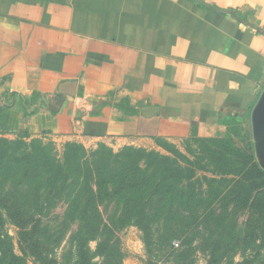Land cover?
<instances>
[{
	"label": "crops",
	"instance_id": "obj_1",
	"mask_svg": "<svg viewBox=\"0 0 264 264\" xmlns=\"http://www.w3.org/2000/svg\"><path fill=\"white\" fill-rule=\"evenodd\" d=\"M263 90L264 0H0L3 135L158 151Z\"/></svg>",
	"mask_w": 264,
	"mask_h": 264
},
{
	"label": "rangeland",
	"instance_id": "obj_2",
	"mask_svg": "<svg viewBox=\"0 0 264 264\" xmlns=\"http://www.w3.org/2000/svg\"><path fill=\"white\" fill-rule=\"evenodd\" d=\"M214 131L207 137L192 135L181 146L167 141L173 145L169 149L157 143L162 149L158 151L172 160V166L183 169V178L170 182L168 198L162 199L163 192L157 189L159 196L145 198L136 208L137 216L129 211L126 200L114 198L101 204L103 217L109 222L103 231L108 247L100 251L99 240L90 241L89 248L94 256L92 264H207L209 250L223 249L222 244L212 242L228 232L232 225L245 222V226H251L264 220V210L251 209L255 190L247 198L244 186L248 185V180L243 178L246 169L215 154L209 147L215 142L197 140L227 141L225 144L234 148L229 153L242 154L240 148L248 139L254 142L251 114L243 123L229 120ZM21 132L0 133V139L14 143L10 154L0 159V205L5 228L24 264H49L52 257L59 263H66L74 257L80 218L77 214L67 213V191L55 192V189L45 187V191L38 192V181L43 179V174L35 178L33 168L38 164L35 158L45 159L41 163L52 164L55 172V160L49 158L64 159L69 145L84 148L87 155L108 145H86L78 140H60L47 133ZM123 149L113 152L119 153ZM29 155L35 158L28 159ZM141 166L147 168L143 163ZM155 166L154 184L159 186L163 183L160 176L163 166L162 163ZM19 210L25 212L26 217L39 221L40 225L30 224L29 229L33 228L41 241L44 240L48 247L44 252L48 256L39 259L30 251L28 243L20 240L21 228L15 222L20 217ZM245 258L252 259L253 264H264V243L258 241L236 253L233 259L241 262Z\"/></svg>",
	"mask_w": 264,
	"mask_h": 264
},
{
	"label": "trees",
	"instance_id": "obj_3",
	"mask_svg": "<svg viewBox=\"0 0 264 264\" xmlns=\"http://www.w3.org/2000/svg\"><path fill=\"white\" fill-rule=\"evenodd\" d=\"M235 14L240 16L238 12ZM234 120L244 122L242 118ZM21 133L29 134L28 131ZM197 140L205 143L215 142L213 147L208 145L215 154L246 169L243 178L245 181L248 180V185L244 186L248 192L247 198L255 190L251 209L264 210V168L256 159L255 145L252 139H248L246 145L240 148L242 154L229 153L234 148L231 149L229 145L225 144L227 141H216L209 138ZM156 141L164 148L169 149L170 146H173L165 139L158 138ZM13 145V142L5 138L0 139V159L10 154ZM23 146H26L24 142ZM31 157L34 156L29 155L28 159ZM35 159L38 161L37 166L33 168L35 169V178L38 179L43 174V179L38 181V192L45 191V187L55 189V192L67 191V213L69 215L77 214L80 218V226L74 242L73 259L66 261V263H59L56 258L52 257L51 261H48L49 264H92L94 256L89 248L90 241L99 240L98 250L100 249V251L108 247L107 240L103 239V231L109 222L103 217L100 210L101 204L114 198H120L122 201H127L129 211L135 214L136 208L145 198L150 196L149 199H151L155 195L159 196L157 189L162 190V199L168 198L171 193L170 182L176 178L179 180L183 178V169L172 166V160L168 156L156 150L134 146H126L119 153H114L113 149L107 146L87 155L84 148L69 145L64 159L49 158V160H55L57 167L55 172L52 169V164L41 163L45 162V159L39 157ZM142 163L147 165V168H142ZM161 163L163 167L160 176L163 183L156 186L154 184L155 164ZM13 172L16 173V171ZM48 184L50 186H47ZM135 215L137 216V214ZM18 216L20 217L15 222L21 228L20 240L28 243L30 251L39 259L44 255L48 256V253L44 252V250H48L44 240L41 241V236L35 234L33 228L32 230L29 229L30 224L40 225L39 221L34 217H26L25 212L20 210ZM244 223L232 225L228 232L212 242L213 244H222L223 249L216 247L209 250L207 264L254 263L252 259L248 258L241 262H236L233 258L236 253L248 249L251 245L257 244L258 241L264 243V220L251 226H245ZM0 264H24L23 257L15 251L13 239L5 228L1 205Z\"/></svg>",
	"mask_w": 264,
	"mask_h": 264
},
{
	"label": "water",
	"instance_id": "obj_4",
	"mask_svg": "<svg viewBox=\"0 0 264 264\" xmlns=\"http://www.w3.org/2000/svg\"><path fill=\"white\" fill-rule=\"evenodd\" d=\"M253 140L258 162L264 168V90L251 112Z\"/></svg>",
	"mask_w": 264,
	"mask_h": 264
}]
</instances>
